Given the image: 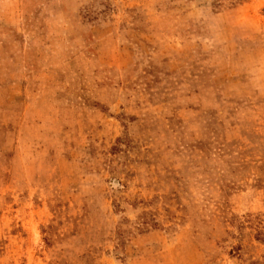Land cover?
<instances>
[{"label": "rangeland", "instance_id": "374dc122", "mask_svg": "<svg viewBox=\"0 0 264 264\" xmlns=\"http://www.w3.org/2000/svg\"><path fill=\"white\" fill-rule=\"evenodd\" d=\"M0 264H264V0H0Z\"/></svg>", "mask_w": 264, "mask_h": 264}]
</instances>
